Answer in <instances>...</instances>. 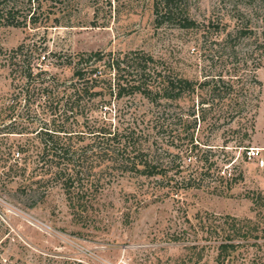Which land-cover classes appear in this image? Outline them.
Masks as SVG:
<instances>
[{
    "label": "rangeland",
    "instance_id": "374dc122",
    "mask_svg": "<svg viewBox=\"0 0 264 264\" xmlns=\"http://www.w3.org/2000/svg\"><path fill=\"white\" fill-rule=\"evenodd\" d=\"M41 1L35 26L0 25V128L10 121L9 106L19 128L0 129V264H217L219 241L208 237L206 218L264 215L251 199L264 195V0H174L180 9H160L158 21L153 5L163 0ZM184 16L195 25L183 27ZM22 43L31 46L34 72L43 69L58 82L49 95L38 83L26 92L22 59L14 57ZM95 51L104 58L86 68L102 72V93L74 109L82 116L68 117L67 93L77 79L67 60ZM138 51L156 59L162 76L195 82V92L158 105L140 93L117 98L107 89L114 77L107 60ZM192 112L197 125L186 129L177 114L193 120ZM59 123L73 126L77 145L94 142L98 126L113 124L124 136L135 131L157 150L167 175L102 169L93 196L79 200L54 185L38 200L43 189L25 191L27 180L11 173L14 152L25 144L39 149L35 131ZM184 129L200 152L188 150ZM182 176L193 181L175 184ZM259 241L262 247H249L238 264H250L252 255L264 261Z\"/></svg>",
    "mask_w": 264,
    "mask_h": 264
},
{
    "label": "trees",
    "instance_id": "16d2710c",
    "mask_svg": "<svg viewBox=\"0 0 264 264\" xmlns=\"http://www.w3.org/2000/svg\"><path fill=\"white\" fill-rule=\"evenodd\" d=\"M41 6V0H0V25L20 27L32 23L35 26L42 13L40 11ZM153 6L155 13H157L156 21H158V16H161L159 14L160 9L166 10L169 14H171L173 7L176 10L180 9L177 8L179 6L177 3L174 4V0L155 2ZM159 23L161 24L162 21L159 20ZM181 25L183 27H193L195 22L184 16ZM258 46H261V44ZM30 50V44L25 45L23 43L14 50L16 54L14 57H20L23 62L26 92L29 91L30 85L38 83V91L49 95L58 86V82L55 77L46 75L47 72L43 69L34 72L31 64L32 60L27 55ZM44 58L46 57L44 56ZM103 58L101 53L95 51L79 53L76 57L67 60L69 65L73 67V76L77 79L76 83L72 84L73 90L67 93L66 99L71 103L70 109L72 111L68 117L82 116V112H79V110L74 111V109L82 106V100L86 96L93 98L102 93L97 90V87L100 86L99 83H102L100 78L102 72L96 67L89 70L86 65H90L88 64L90 61H101ZM107 61L110 69L114 72V77L109 81L107 89L112 94L115 93L117 98L140 93L149 101L158 105L161 98L173 103L179 101L187 91L195 92L196 90L197 84L188 78L162 76L158 72L159 67L156 59L142 51L128 54L123 58L111 55ZM207 83H209V80L199 83V86H204ZM199 103L202 107H205L204 105L207 102L202 100ZM9 108L10 112L6 117L10 121L7 124H4L3 121L4 126L2 128L8 130L6 132L9 133L17 132L13 130L19 129L13 125L16 120H12L15 119L14 111L16 110L11 109L12 106H9ZM25 112L26 114L30 113L29 108H26ZM177 115L179 121L186 125V129L191 124L197 125L199 117H196L194 112L190 113L193 120H189L188 115L185 113ZM87 120L86 117L85 121ZM98 127V134H96L94 142L88 145H77L72 141L74 128L71 124L59 123L58 126L56 125L53 128L42 127L40 130H36V134L43 142L42 147L35 150L26 144L19 146L14 152L17 157L13 166H16L11 167V173L25 181L27 180V183L23 184L25 191L32 192V190L41 187L43 195L38 200L43 199L48 189L54 185H61L67 194L75 193V198L78 197L79 200H83L90 195L93 196L99 189L100 177L97 176L103 172L102 169L118 167L125 171L130 170L149 177L158 174L167 175L168 170L162 167L157 150H151L150 146L145 147L146 145L139 142L135 131H131L124 136L118 129L113 128V124ZM186 129H184L186 140L190 145L188 150L191 153L200 152L202 150L199 148L200 142H196L194 133ZM23 130H27V127H22L21 131L23 132ZM21 131L19 132L21 133ZM80 135L79 137L83 138V134ZM34 156L36 157L34 158ZM100 157L103 161L100 165H103V167L96 170V160ZM208 160L209 158L206 157L205 161ZM170 161L175 163V159ZM178 166H180V163ZM178 171L180 173L181 170L178 169ZM171 179L174 180V177L171 176ZM83 180L86 182H83ZM192 181V176H182L181 179L175 180V184L189 185ZM34 185L36 188H34ZM76 190L78 191L75 192ZM251 199L256 207L262 209L264 195L261 192L253 194ZM36 203L37 201L34 202V204ZM83 204L85 205V201ZM263 216V213H260L259 218L254 220L252 218L226 215L219 222L209 221V218H206L205 225L208 237H215L219 241L216 245L217 264H238V261L242 259L241 257L249 247H262L259 240L264 238V226L261 225ZM191 247L193 249L197 248V246ZM242 248L244 249L242 250ZM203 249L201 247V250ZM251 257L250 264H264L261 256L252 255Z\"/></svg>",
    "mask_w": 264,
    "mask_h": 264
}]
</instances>
